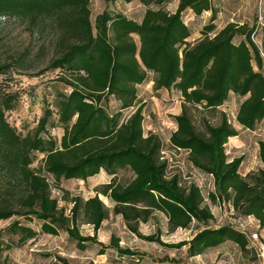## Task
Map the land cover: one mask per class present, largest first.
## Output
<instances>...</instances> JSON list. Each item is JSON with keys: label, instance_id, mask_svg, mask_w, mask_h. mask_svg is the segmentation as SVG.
Listing matches in <instances>:
<instances>
[{"label": "trees", "instance_id": "obj_1", "mask_svg": "<svg viewBox=\"0 0 264 264\" xmlns=\"http://www.w3.org/2000/svg\"><path fill=\"white\" fill-rule=\"evenodd\" d=\"M166 1L143 0L147 8L141 20L105 8L93 22L91 0H0L1 19L17 18L32 28L50 27L55 52L47 70H61L58 80L70 88L56 90L35 131L27 135L18 132L6 116L15 108L17 95L0 93V166L9 182L0 220L38 219L42 232L58 235L64 230L84 250L100 241L95 233L83 235L80 221L97 232L110 218L103 194L114 202L113 212L145 240L167 247L187 246L192 257L226 241L248 250L244 231L232 224L212 225L215 215L196 182L183 185L180 174L170 176L161 137L145 132V105L139 101L138 85L152 81L156 92H180L183 105L174 116L177 128L169 138L171 147L187 151L195 168L213 176L214 190L209 192L213 202L228 201L238 215L254 217L264 226V140L259 141L262 166L243 175V157L230 159L226 152L229 139L238 135L227 114L222 113L216 124L203 119L202 128L194 119L199 109L216 111L232 94L244 98L236 115L240 125L253 130L264 119V44L256 40L264 25L257 16L252 26L229 22L219 29L213 0H179L174 12L164 8ZM185 11L211 12L210 23L194 42L189 40L192 30L183 18ZM9 69V63L0 62V74ZM112 99L117 103L114 108L109 105ZM57 126L63 128L60 140L50 132ZM38 153L44 159L36 168L32 164ZM122 169L133 172L127 184L116 180ZM103 170L112 180L99 185L96 195L88 199L70 198L61 187L62 178L88 180ZM49 174L63 191L61 199L72 202L70 213L52 195ZM155 211L167 216L170 232L196 222L202 226L190 240L168 244L159 233L143 235L138 229ZM7 230L21 233L22 240L38 235L18 219ZM4 243L0 237V252ZM101 246L100 254L110 246L122 255L135 254L123 248L116 235L111 236V245ZM58 258L57 264H70L66 257ZM0 264L10 262L4 259Z\"/></svg>", "mask_w": 264, "mask_h": 264}, {"label": "rangeland", "instance_id": "obj_2", "mask_svg": "<svg viewBox=\"0 0 264 264\" xmlns=\"http://www.w3.org/2000/svg\"><path fill=\"white\" fill-rule=\"evenodd\" d=\"M217 8L215 23L220 29L229 22L239 24L247 23L250 26L259 18L263 9L264 0H213ZM179 0H169L164 3V8L174 12ZM105 8L124 13L130 18L141 20L147 8L143 0H117L107 2L105 0H91L92 20ZM183 18L192 30L190 41L194 42L202 36L203 27L210 23L211 12L196 15L193 11H185ZM261 27L264 20L259 18ZM241 36H237L239 41ZM260 46L264 44V29L256 36ZM55 52L53 35L50 27H30L27 22L17 18H0V62L9 63L11 69L5 74H0V93L16 94L17 101L13 110L7 111L8 121L16 127L22 135L35 131L39 119L47 104H52L57 89L66 87L59 79L63 72L47 70L49 61ZM254 66L258 69L256 63ZM264 72V68H263ZM152 77V75H151ZM139 101L144 106V129L146 134L153 132L158 134L164 143V155L170 161V176L174 173L180 174L183 185L191 181L196 182L205 196V203L209 205L215 215L212 225L232 224L234 227L244 231L249 237V247L243 251L233 241H226L218 247L211 248L205 253L197 256H189L187 246L181 248L162 246L141 238L133 232L127 221L120 214L113 212L114 202L107 196L100 194L101 199L111 211L110 218L105 220L101 228L95 232L90 223L83 219L79 223L80 232L83 235H97L98 243H91L84 250L80 249L76 241L61 230L58 235H52L41 231L42 221L38 219L28 220L25 217H12L0 220V237L5 243L0 260H8L10 264H57L60 262L58 256L66 257L70 264H264V226L254 217L238 215L232 203L222 199L213 202L209 192L214 190V178L212 175L195 168L190 160L188 152L171 147L169 138L177 128L174 116L182 110L183 98L179 91L165 89L156 92L153 82L138 85ZM235 94L219 107L216 111H205L199 109L194 114L196 124L202 128L203 119L213 124L220 121L222 113L228 118L238 130V135L231 137L226 144V152L230 159L243 157L240 171L246 175L252 170L262 166L259 158V141L264 140V119L253 130L244 128L236 120L237 111L241 101ZM114 108L117 103L114 99L109 103ZM132 109L125 112L128 116ZM51 134L58 140L63 135V128L57 126L51 129ZM44 154L38 153L32 164L33 167L43 165ZM133 172L122 169L116 176L118 183L127 184L133 178ZM52 187V195L60 199V205H67V213H70L72 202L64 201L63 191L56 186L55 178L48 175ZM112 176L106 171L90 177L88 180L65 179L61 180V187L68 190L70 198L81 196L88 199L96 195L97 187L109 183ZM9 182L0 166V205L6 203L5 196L8 194ZM18 219L22 224L34 228L38 235L32 239L22 240L21 233L8 231V226ZM202 225L197 222L190 228H179L174 232L168 231V218L160 211H155L148 221H141L138 229L143 235L159 233L161 239L168 244H178L188 241ZM257 233V237L252 234ZM116 235L120 239L123 248L134 251V255H122L112 246L107 247L104 254H100L101 245H111V236ZM6 245H11L8 248ZM168 259V260H167ZM173 259V260H171Z\"/></svg>", "mask_w": 264, "mask_h": 264}, {"label": "built area", "instance_id": "obj_3", "mask_svg": "<svg viewBox=\"0 0 264 264\" xmlns=\"http://www.w3.org/2000/svg\"><path fill=\"white\" fill-rule=\"evenodd\" d=\"M260 5H262V0L260 1ZM262 13H263V9H261V11H260V13H259V18L264 20V16H263ZM261 23L263 24V22H261ZM252 236H253V237H257L258 234H257V233H253Z\"/></svg>", "mask_w": 264, "mask_h": 264}, {"label": "crops", "instance_id": "obj_4", "mask_svg": "<svg viewBox=\"0 0 264 264\" xmlns=\"http://www.w3.org/2000/svg\"><path fill=\"white\" fill-rule=\"evenodd\" d=\"M206 12H208V11H206Z\"/></svg>", "mask_w": 264, "mask_h": 264}]
</instances>
